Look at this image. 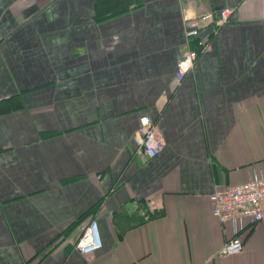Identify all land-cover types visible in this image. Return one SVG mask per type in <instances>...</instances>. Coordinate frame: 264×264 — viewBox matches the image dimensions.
Segmentation results:
<instances>
[{
    "label": "crops",
    "instance_id": "1",
    "mask_svg": "<svg viewBox=\"0 0 264 264\" xmlns=\"http://www.w3.org/2000/svg\"><path fill=\"white\" fill-rule=\"evenodd\" d=\"M221 8L229 21L186 41L184 13ZM257 171L264 0H0V264H264V219L219 254L232 225L210 199ZM91 221L101 247L83 255Z\"/></svg>",
    "mask_w": 264,
    "mask_h": 264
},
{
    "label": "built area",
    "instance_id": "2",
    "mask_svg": "<svg viewBox=\"0 0 264 264\" xmlns=\"http://www.w3.org/2000/svg\"><path fill=\"white\" fill-rule=\"evenodd\" d=\"M233 8H221L216 14L212 12L197 16L183 14L184 35L187 42L198 37L202 24L212 23L218 27L229 21ZM206 43L202 44V49ZM198 56V50L189 48L178 59L174 78L180 83L185 74L192 70ZM138 148L148 158L155 157L163 148L162 140L157 131V125L151 116L144 114L139 118L136 131ZM212 201V214L221 222H230L232 235L223 243L221 249L225 255H234L242 249V234L246 228L251 227L264 219V173L257 171L256 176L246 182L215 188L210 195ZM101 247L95 221H91L82 228L81 234L74 243V248L86 255Z\"/></svg>",
    "mask_w": 264,
    "mask_h": 264
},
{
    "label": "water",
    "instance_id": "3",
    "mask_svg": "<svg viewBox=\"0 0 264 264\" xmlns=\"http://www.w3.org/2000/svg\"><path fill=\"white\" fill-rule=\"evenodd\" d=\"M129 207H130V204L125 205L124 207H122V211H123L124 213L127 212V209H128ZM219 254H223V250H221Z\"/></svg>",
    "mask_w": 264,
    "mask_h": 264
}]
</instances>
